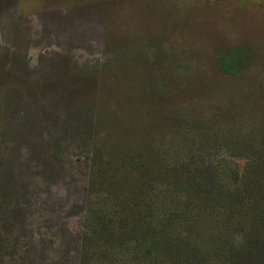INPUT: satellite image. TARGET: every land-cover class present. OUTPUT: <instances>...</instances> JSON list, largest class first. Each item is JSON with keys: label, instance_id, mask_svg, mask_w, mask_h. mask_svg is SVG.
<instances>
[{"label": "rangeland", "instance_id": "rangeland-1", "mask_svg": "<svg viewBox=\"0 0 264 264\" xmlns=\"http://www.w3.org/2000/svg\"><path fill=\"white\" fill-rule=\"evenodd\" d=\"M124 138L158 163L264 165V0H0V264H81L88 179ZM222 229L202 264L249 225Z\"/></svg>", "mask_w": 264, "mask_h": 264}, {"label": "trees", "instance_id": "trees-1", "mask_svg": "<svg viewBox=\"0 0 264 264\" xmlns=\"http://www.w3.org/2000/svg\"><path fill=\"white\" fill-rule=\"evenodd\" d=\"M244 56L242 47L222 50L221 69L238 72ZM124 140L106 151L109 171L101 165L88 179L90 192L98 194L89 201L91 236L83 238L81 264H202L211 251L224 255L223 226L247 225L225 261L264 264V211L255 186L261 158L252 155L242 166L224 158L158 163L151 149L143 156ZM92 162L96 166L98 155ZM211 222L219 223L216 233L204 227Z\"/></svg>", "mask_w": 264, "mask_h": 264}]
</instances>
